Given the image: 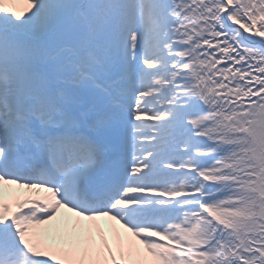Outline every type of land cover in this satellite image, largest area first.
I'll use <instances>...</instances> for the list:
<instances>
[{"label":"snow or ice","instance_id":"snow-or-ice-1","mask_svg":"<svg viewBox=\"0 0 264 264\" xmlns=\"http://www.w3.org/2000/svg\"><path fill=\"white\" fill-rule=\"evenodd\" d=\"M15 3L0 264H264V0Z\"/></svg>","mask_w":264,"mask_h":264},{"label":"rangeland","instance_id":"rangeland-1","mask_svg":"<svg viewBox=\"0 0 264 264\" xmlns=\"http://www.w3.org/2000/svg\"><path fill=\"white\" fill-rule=\"evenodd\" d=\"M18 10L23 9L26 5L24 4V0H16L14 5Z\"/></svg>","mask_w":264,"mask_h":264},{"label":"bare ground","instance_id":"bare-ground-1","mask_svg":"<svg viewBox=\"0 0 264 264\" xmlns=\"http://www.w3.org/2000/svg\"><path fill=\"white\" fill-rule=\"evenodd\" d=\"M22 191V193H24L25 192V190H21Z\"/></svg>","mask_w":264,"mask_h":264}]
</instances>
